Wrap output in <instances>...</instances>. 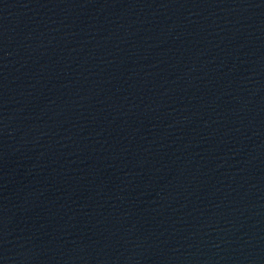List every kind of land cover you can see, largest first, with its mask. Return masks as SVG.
Masks as SVG:
<instances>
[{
  "label": "water",
  "instance_id": "1",
  "mask_svg": "<svg viewBox=\"0 0 264 264\" xmlns=\"http://www.w3.org/2000/svg\"><path fill=\"white\" fill-rule=\"evenodd\" d=\"M0 264H264V0H0Z\"/></svg>",
  "mask_w": 264,
  "mask_h": 264
}]
</instances>
